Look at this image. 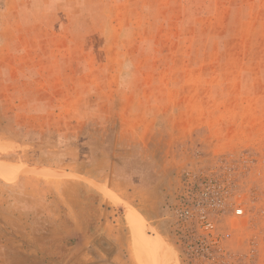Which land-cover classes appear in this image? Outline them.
<instances>
[{"label":"rangeland","instance_id":"obj_1","mask_svg":"<svg viewBox=\"0 0 264 264\" xmlns=\"http://www.w3.org/2000/svg\"><path fill=\"white\" fill-rule=\"evenodd\" d=\"M187 172L244 206L209 260ZM0 264H264V0H0Z\"/></svg>","mask_w":264,"mask_h":264},{"label":"built area","instance_id":"obj_2","mask_svg":"<svg viewBox=\"0 0 264 264\" xmlns=\"http://www.w3.org/2000/svg\"><path fill=\"white\" fill-rule=\"evenodd\" d=\"M243 217V204L232 199L210 175L186 173L177 223L187 234V244L191 248H205L197 257L209 260L214 256L215 249L223 251L232 233L230 230L222 232L219 224L229 218L228 223L234 230Z\"/></svg>","mask_w":264,"mask_h":264},{"label":"bare ground","instance_id":"obj_3","mask_svg":"<svg viewBox=\"0 0 264 264\" xmlns=\"http://www.w3.org/2000/svg\"><path fill=\"white\" fill-rule=\"evenodd\" d=\"M132 218H133V217H131V220H132ZM137 218H138V217H137ZM138 219H139V218H138ZM130 223H131V222H130ZM133 223H134V222H133ZM134 225H135V223H134ZM133 227H134V226H133Z\"/></svg>","mask_w":264,"mask_h":264}]
</instances>
